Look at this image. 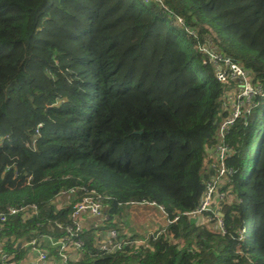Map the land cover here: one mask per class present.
<instances>
[{"label": "trees", "instance_id": "obj_1", "mask_svg": "<svg viewBox=\"0 0 264 264\" xmlns=\"http://www.w3.org/2000/svg\"><path fill=\"white\" fill-rule=\"evenodd\" d=\"M204 45L264 90V0H0V214L29 208L0 225V264H24L33 243L68 264H264V96L225 139L222 216L193 215L235 86ZM92 191L105 217L82 228L73 206ZM143 204L164 230L135 233ZM111 231L119 251L102 249Z\"/></svg>", "mask_w": 264, "mask_h": 264}, {"label": "built area", "instance_id": "obj_2", "mask_svg": "<svg viewBox=\"0 0 264 264\" xmlns=\"http://www.w3.org/2000/svg\"><path fill=\"white\" fill-rule=\"evenodd\" d=\"M203 49L204 47L202 48V51ZM204 52L208 54L206 51ZM209 57L210 59L205 62V64H212L215 67V76L217 80L225 85H231L232 83L237 90L233 91L235 92V95H233L234 97H232V93L230 95L226 94L225 96V102L222 107L227 115L223 117L218 124V143L209 149V158L205 167L211 177L205 182V193L200 206L197 208L196 212L193 213L194 216H202L205 213H216L219 209V205L224 201L226 195L220 193L219 189L226 186L230 181L229 178L235 173L232 168L227 166V161L233 156L234 152L225 144V139L233 129L235 123L239 119L244 118L247 113H250V109L253 104H255L256 100L264 96L263 88L261 86H256L253 83L250 74L241 66L233 63L229 58L216 52H214V55H209ZM76 192V190L70 191L72 194H76ZM65 194L66 193L62 195ZM88 194L90 195L82 199V201H77L74 204L73 217L76 220H80L85 214H88L97 219H104L105 214L102 202L100 199L94 198V191L89 192ZM143 205L155 206L154 204ZM28 209L29 208L26 207L21 209H10L8 215L0 214V225L7 222L8 216L11 217L20 213L25 214L26 211L28 212ZM32 209L34 210L35 208L32 207ZM211 219L209 218V220ZM109 236L111 239L110 245L105 244L102 249L112 252L121 250L122 246L120 244H112V240L116 239L118 236L117 233L111 231L109 232ZM73 237L74 235L72 234L70 237L64 239L62 241V247H66L65 249L67 250V244L70 243L71 247L77 250L80 249L82 243L77 241L72 244ZM35 245L36 244L33 243V250L39 254L42 261H46L47 258L45 252ZM64 264L68 263L64 262Z\"/></svg>", "mask_w": 264, "mask_h": 264}, {"label": "crops", "instance_id": "obj_3", "mask_svg": "<svg viewBox=\"0 0 264 264\" xmlns=\"http://www.w3.org/2000/svg\"><path fill=\"white\" fill-rule=\"evenodd\" d=\"M64 199L61 198V201H57L58 203L64 204ZM130 211V218H131V228L135 231L136 234L142 235V236H149L161 229H165L168 226V221L167 217L160 208H157L156 206L152 205H134L132 206ZM141 212L142 215L139 214ZM144 214V215H143ZM137 217V218H136ZM141 217V219H139ZM100 222V219H97L95 217H92L88 214H85L81 219H80V227L82 228H94L98 227V223ZM141 228L145 229V233L142 234ZM104 245H110L111 239L109 236V232H106V239H103ZM53 243L52 240H48V242ZM80 259V255L78 253L77 249H67V256L65 260L71 261V262H76L77 260ZM24 264H64V261H59V262H51V261H42L40 259L39 254L32 250L28 258L26 259V262Z\"/></svg>", "mask_w": 264, "mask_h": 264}, {"label": "rangeland", "instance_id": "obj_4", "mask_svg": "<svg viewBox=\"0 0 264 264\" xmlns=\"http://www.w3.org/2000/svg\"><path fill=\"white\" fill-rule=\"evenodd\" d=\"M143 2H148V0H142ZM192 35L194 34V33H191ZM204 47V49H203V51H206L209 55H214V51H215V49H214V47L212 46V45H204L203 46ZM230 88V87H229ZM232 88V87H231ZM230 88V90L226 93L227 95H230L231 93H232V97H234L233 95H235V92H233V91H236L237 89L235 88V87H233L232 89ZM231 91V92H230ZM257 101V100H256ZM224 102H225V99L223 100V104H224ZM255 104H256V102H255ZM255 104H253V106L251 107V109H250V113H247V115H249V114H251V111H252V109L254 108V107H257V106H259V105H255ZM223 106V105H222ZM260 126H262V124L260 123L259 124ZM225 199V198H224ZM58 201V200H57ZM56 204L58 205V208H62L63 206H64V204H62V203H58V202H56ZM35 209L34 210H36V212H37V207H35V206H33ZM130 211H131V209H130ZM137 212H139V211H137ZM139 214L140 215H142L141 214V212H139ZM219 216H222V212L220 211V209H219ZM144 215V214H143ZM137 218V217H136ZM139 219H141V217L139 218ZM129 222H131V218L129 217ZM198 222L201 224V223H204V224H207L208 223V219H206L204 216H198ZM221 224V223H220ZM246 226H250L249 225V222L247 221L246 222ZM210 227L212 228V229H216L217 228V224H210ZM221 227H223V224H221ZM248 227H247V229H246V231L248 230ZM141 230H142V234H144L145 233V229H143V228H141ZM53 241V240H52Z\"/></svg>", "mask_w": 264, "mask_h": 264}, {"label": "water", "instance_id": "obj_5", "mask_svg": "<svg viewBox=\"0 0 264 264\" xmlns=\"http://www.w3.org/2000/svg\"><path fill=\"white\" fill-rule=\"evenodd\" d=\"M141 132H135V134H140ZM21 244L18 245V248H20Z\"/></svg>", "mask_w": 264, "mask_h": 264}]
</instances>
